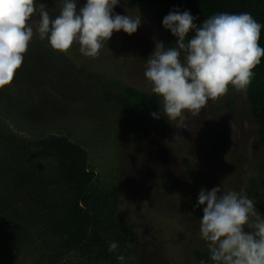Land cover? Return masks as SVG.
I'll use <instances>...</instances> for the list:
<instances>
[{
    "label": "rangeland",
    "instance_id": "rangeland-1",
    "mask_svg": "<svg viewBox=\"0 0 264 264\" xmlns=\"http://www.w3.org/2000/svg\"><path fill=\"white\" fill-rule=\"evenodd\" d=\"M36 3L54 19L62 0ZM84 3L78 0L77 9ZM114 11L141 14L142 24L131 35L114 32L96 58L83 56L76 43L67 53L54 51L47 39L34 34L13 81L0 88V119L33 138L62 127L87 148L100 178L118 185L119 221L137 232L140 264H167L170 257L181 259L182 252L190 255L192 264H202L208 259L207 244L199 234L203 212L197 217L192 208L200 190L223 186V192H244L246 180L264 157L250 101L245 92L228 91L209 100L198 115L187 113L183 128H176L163 114L153 117V112L140 126L133 115H125H131L130 110L121 116L117 100L121 84L152 92L144 76L147 59L169 30L163 27L161 6L133 8L121 2ZM36 20L38 16L29 22L34 32ZM82 68L94 74L102 70L107 77L90 81L89 74L77 73ZM49 92L53 100L59 98L57 103L47 101ZM106 94L115 96L109 104ZM228 99H233L232 108ZM1 149L0 143L2 166ZM179 229L191 237H178Z\"/></svg>",
    "mask_w": 264,
    "mask_h": 264
},
{
    "label": "trees",
    "instance_id": "trees-1",
    "mask_svg": "<svg viewBox=\"0 0 264 264\" xmlns=\"http://www.w3.org/2000/svg\"><path fill=\"white\" fill-rule=\"evenodd\" d=\"M121 2L133 8L161 6L162 20L170 11L187 10L198 17L194 20L198 27L221 12H247L264 25V0ZM193 35L194 30L190 31L189 38ZM161 38L167 48L176 46L177 38L170 30ZM259 44L264 47V28ZM43 72L48 73L44 69ZM81 72L89 74L90 81L107 77L102 70L94 74L82 68L77 73ZM253 72L245 93L251 104V116L258 125V136L264 144V57ZM121 85L123 91L117 98L122 107L121 116H124L123 111L130 110L132 114L125 115H133L132 119L140 126L151 112L159 111L162 99L156 94L129 84ZM229 91H235L231 85ZM48 94L47 101L57 103L55 100L59 98L53 100L54 94ZM112 99L115 96L106 94L104 100L109 104ZM226 103L232 108L233 99ZM62 129L33 138L13 131L0 119L3 153V164L0 165V264H121L118 255L125 257L124 264H140L137 232L132 225L119 221L118 185L103 181L90 162L87 148L73 140L69 131ZM244 192L264 214V157L246 180ZM196 204L192 208L200 217L202 207H196ZM179 233L178 237L188 235L182 229ZM187 237L191 236L184 239ZM109 241L118 243L115 252L108 251ZM170 242L174 244V240L170 239ZM190 259L189 254L182 252L181 259L170 257L167 264H192Z\"/></svg>",
    "mask_w": 264,
    "mask_h": 264
},
{
    "label": "clouds",
    "instance_id": "clouds-1",
    "mask_svg": "<svg viewBox=\"0 0 264 264\" xmlns=\"http://www.w3.org/2000/svg\"><path fill=\"white\" fill-rule=\"evenodd\" d=\"M121 0H62L59 14L46 10L36 0H0V88L10 84L21 67L34 34L47 39L57 52L67 53L74 43L85 57L96 58L114 32L131 35L142 24L140 15H121L115 7ZM35 21V32L30 21ZM190 11H170L163 27L177 38L175 47L155 42L144 72L152 93L162 99L159 113L176 128H183L187 113L198 115L209 100L229 91L246 92L253 69L264 57L259 44L264 25L250 13L221 12L204 20ZM195 35L189 38L190 31ZM223 187V186H222ZM221 186L201 189L196 207H202L199 234L207 244L208 259L202 264H264V214L243 191L223 192ZM116 241L108 251L115 252ZM117 259L124 264L125 257Z\"/></svg>",
    "mask_w": 264,
    "mask_h": 264
}]
</instances>
